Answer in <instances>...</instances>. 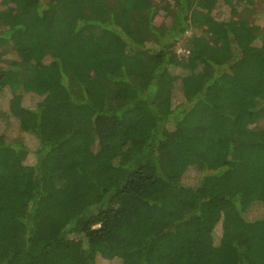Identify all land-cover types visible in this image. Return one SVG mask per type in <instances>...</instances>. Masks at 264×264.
<instances>
[{
	"label": "trees",
	"instance_id": "1",
	"mask_svg": "<svg viewBox=\"0 0 264 264\" xmlns=\"http://www.w3.org/2000/svg\"><path fill=\"white\" fill-rule=\"evenodd\" d=\"M160 1L0 0V264H264L256 0Z\"/></svg>",
	"mask_w": 264,
	"mask_h": 264
},
{
	"label": "rangeland",
	"instance_id": "2",
	"mask_svg": "<svg viewBox=\"0 0 264 264\" xmlns=\"http://www.w3.org/2000/svg\"><path fill=\"white\" fill-rule=\"evenodd\" d=\"M155 3L157 5V10H160L161 9V4L163 3V1H160V0H155ZM252 6L255 10H258L260 11V9L263 10V7L264 5H262V3L258 0L257 3H252ZM259 6V7H258ZM0 8H1V5H0ZM159 12V11H158ZM217 13H219V20H217L216 24H211L209 25V28H208V31L210 32L213 28H215V26L217 25L218 22L220 21H223V20H227L229 19V15H228V11H224L223 14H220L222 13L221 11H217ZM262 12H257V15H254L253 17H255V19L253 20L255 24L257 25H261V21L263 19V16H262ZM155 25L158 26V27H162V25H165L167 23V25L170 23L169 19H167L164 15V13H158L157 16L155 17ZM184 33V36L182 38H180L178 41H177V52L180 53L181 55H184L186 53V41H188L190 38H192L193 36H196L197 34H199V31L196 30L193 26L190 27L188 30H184L183 31ZM247 40H249L248 38H244V37H237V47L239 49L240 52H243V50H246L247 47H249V42H247ZM258 40V39H257ZM255 41L254 44H258L259 42L258 41ZM250 44H252L250 42ZM21 56L24 58V59H29L31 57V53L30 51L28 50H25L23 49L22 52H21ZM9 59V58H8ZM8 61V60H6ZM31 97L32 98H36L37 96L34 95V94H31ZM31 99V98H30ZM53 121V120H52ZM38 123V122H35V124ZM53 123L55 124V122L53 121ZM56 126V124H55ZM57 127V126H56ZM256 127H264V121L261 122V123H258L256 125ZM44 135H52L55 133L56 130H54V128L52 126H50L49 124L45 123L43 121V129H42ZM22 171V167H17L14 171V177L16 178ZM191 177L193 178H197L195 173L191 172ZM201 177V176H200ZM199 177V178H200ZM247 182L245 181V186H244V190H243V195H246V197L248 198H251V197H254L255 195V185H257V180L255 181L254 183V186L253 188L251 189L250 186L247 187ZM259 185V183H258ZM247 187V188H246ZM261 212L259 210V212H257V209H253V210H250L248 212V216L249 217H252V216H258L260 215ZM221 233H222V224H218L217 228H216V235H217V238L221 237ZM118 260L114 259V260H107V259H99L98 260V263L99 264H117Z\"/></svg>",
	"mask_w": 264,
	"mask_h": 264
},
{
	"label": "built area",
	"instance_id": "3",
	"mask_svg": "<svg viewBox=\"0 0 264 264\" xmlns=\"http://www.w3.org/2000/svg\"><path fill=\"white\" fill-rule=\"evenodd\" d=\"M261 3H262V5H264V0H259ZM256 3L258 2V0H256L255 1ZM259 7V6H258ZM261 8H263V10L262 9H260V12H262L263 11V13H262V16H263V19H262V21H261V25L260 26H262V27H264V6L263 7H261ZM259 12V13H260Z\"/></svg>",
	"mask_w": 264,
	"mask_h": 264
}]
</instances>
